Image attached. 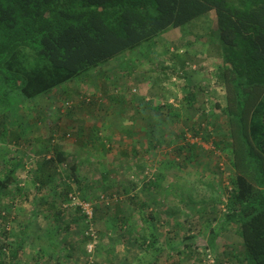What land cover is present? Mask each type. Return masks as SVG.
I'll return each mask as SVG.
<instances>
[{"label": "rangeland", "instance_id": "374dc122", "mask_svg": "<svg viewBox=\"0 0 264 264\" xmlns=\"http://www.w3.org/2000/svg\"><path fill=\"white\" fill-rule=\"evenodd\" d=\"M216 20V15L211 12L185 27L171 28L157 38L161 41L157 48L154 49L145 44L136 50L128 51L89 71L80 81L65 85L61 90H56L50 95L26 100L20 90L12 88L9 91V88H3L0 91V121L7 117L9 118L6 120L7 124L15 125L16 122L13 121V118L20 113V116H29L30 118L33 116L34 120L37 119L35 123L39 124V128L46 129L49 118V123L54 124L52 127L55 137L53 140L43 138L37 146L33 144V138H28L29 136L25 137L22 143L18 140L2 144L0 146L1 177L4 178L14 162L17 163L18 160V166L19 163L20 166H24L23 170L18 173V178L29 186L26 193L33 195L34 191L30 189V185L33 183L34 170L39 166V162L43 158L53 156L54 147L59 146L61 150L65 148L76 152L78 147L88 146L90 139L87 136L91 134L93 143L98 147H103L105 151L104 156H99V168L97 171H93L95 175L91 176L95 179H90L97 183H95L94 189H87V200H89L87 202L100 206L97 211V217L100 220L107 217L106 220H110L109 217L115 216L117 214L115 205L119 204L122 199L124 206L131 201L130 184H138L137 188L133 190L134 192L144 185L147 186L146 184L151 181L158 182L159 185L156 184L154 187L153 184L150 188L144 186L143 193L141 192L142 196L146 194L149 199L150 196L151 199L154 197L163 198L162 207L154 206V210L161 208L165 213L172 210L178 215L176 218H172L165 213H162L161 216L158 214L156 221L152 222L151 230L158 236L156 242L162 243L164 247L160 260L154 264H207L204 260L208 252L214 256L216 264H245L243 248L240 243L242 240L235 228H227L231 225H226L225 228H221L220 225L215 226L216 221L213 219V213L219 218V211L225 210L224 204H214V199L219 198L222 191L221 193L218 191L219 185L215 189H210L207 186L208 183L215 182L216 176L221 180V189L231 185L232 168L228 159L213 143L214 141L218 142L221 138L220 131L216 130L217 123L218 126L224 128L225 119L223 117L216 121L210 119L214 125L212 128H208L212 133V137L208 141L204 140L202 136L195 138L185 120L187 117H191L192 112L184 108L186 104L183 97L192 89L197 93L196 100L199 105L205 106L209 100V105L205 108H208V112L211 114H215L217 117L221 116L225 106L222 99L223 91L215 79L216 70L221 64ZM16 57V63L13 61L14 69H18L16 72L28 82L33 79L35 72H41L40 69H43L44 65L50 67L46 60H42L36 52L30 49L22 48ZM186 63H190V66L183 76L179 73L180 71L178 72V68H183ZM167 67L176 68V70L166 69ZM185 68L186 66L183 69ZM201 88H204L203 93L199 91ZM135 90L136 92H134ZM120 93L122 94L119 95ZM48 102H50L49 111L46 110ZM148 102H150L149 106H147ZM161 105L172 107L170 112L162 115L163 119L153 111V108ZM217 105L220 106V109ZM263 113L264 98L252 119L255 145L261 138ZM174 114H178L180 117L178 118ZM148 116L151 118L150 121L145 119ZM78 128L81 132L83 131L80 136L74 134ZM27 133L31 136L37 134L31 130ZM41 134L43 133L40 131L39 135ZM154 140L157 142H152ZM188 144L193 148H187L180 156V148ZM132 148H136L140 152L147 150L148 153L146 156L138 157L132 154ZM187 154H190L189 166L182 168L180 163L184 165L181 161L187 157ZM87 156L79 158H74V156L69 158L68 156L66 162L68 165L77 164L78 159L87 158ZM68 168L70 167L65 165L61 167L59 176L49 187L48 192H43L42 195L48 194L53 199L52 204L57 203L56 209L51 208L50 212L61 211L62 216L65 217L55 220H53L54 217L50 218L56 222L55 225H52L54 231L52 246H58L61 242L63 234L60 229L63 230L65 236L69 233L75 234V238L82 242L81 249H84L83 246H85V251L82 252L77 245L73 251V257H77V260L72 261V264H83L87 258L86 239L85 233L83 236L79 228L85 231V225H81L78 229L67 226L65 222L70 221L68 216H77L79 210L75 208L64 210L63 203H59L61 191L63 192L65 186L68 185V180H71L64 174ZM27 169H29L28 172H26ZM100 172L103 173L100 174ZM82 173L87 177L86 175H89L90 171L85 169ZM102 175L106 176V180ZM76 176L79 178L78 173ZM65 177L66 180H64ZM75 184L76 182L73 183L74 187ZM71 190L75 189L71 188ZM101 197L104 199L108 197L110 200L117 197L119 200L118 203L116 202L114 205L111 203L107 207V204L98 202ZM16 200V203H14L15 201L0 203V231L2 232L0 233V243L5 245V237L13 230L17 211L22 213L42 210L41 204L36 205L33 200L25 199L22 203L20 200ZM182 201L190 203V208L180 203ZM21 204L25 208L22 207V209ZM202 209L207 210L204 213L207 216L203 217L205 220L198 217L202 215L200 214ZM210 211L213 213L211 214ZM209 223L210 226H208ZM176 224H180V226L173 229ZM95 226L100 239L99 248L102 243L107 242L118 247L129 245L128 243L134 242L135 234L138 240L137 244L141 245L142 236L148 233L147 229L144 232L140 230L132 236L119 229H106L104 223L98 220L95 221ZM71 230L74 231L71 232ZM212 230L216 234H220L216 242V251H213L208 245L213 236ZM190 236L195 240L191 251L189 249L187 251L186 244H189L187 238ZM231 244L233 247L229 248L228 246ZM52 246L51 248H53ZM63 246L66 248L64 243ZM177 248L181 252L177 251ZM138 250L141 249L135 247L132 253H123L125 256L123 262L116 260V263L101 261L99 263L144 264L150 262L151 256H147L145 260L136 261V256L141 254V252L138 253ZM57 252L60 251L56 250ZM98 252L97 261L94 264H99L97 263ZM8 254L5 251L1 254L2 258L4 256L6 259ZM116 254L118 253L116 252Z\"/></svg>", "mask_w": 264, "mask_h": 264}, {"label": "trees", "instance_id": "16d2710c", "mask_svg": "<svg viewBox=\"0 0 264 264\" xmlns=\"http://www.w3.org/2000/svg\"><path fill=\"white\" fill-rule=\"evenodd\" d=\"M211 12L217 18V40L220 41L221 64L216 70L215 79L223 91L225 106L221 116L211 114L205 108L209 105V100L205 106L199 105L196 100L197 93L192 89L183 97L186 104L184 108L192 112L191 117L185 120L195 138L202 136L208 141L212 137L208 128L214 125L210 119H225L224 128L217 123L216 130L220 131L221 138L213 143L228 159L233 174L229 187L221 189V180L217 176L216 183H208L210 189L219 185L218 191H222V194L214 199V204L225 206L224 211H219V218L212 211L210 213L223 226L236 227L242 240L240 243L245 264H264V113L261 120V138L256 145L252 126L253 116L264 98V0H0V91L5 87L9 91L16 88L26 100L50 95L65 85L80 81L89 71L128 51L145 44L157 48L161 43L157 38L161 34L171 28L185 27ZM22 48L36 52L50 65H44L40 69L42 73L35 72L29 82L16 72L18 69H14L17 53ZM185 66L178 68L183 76L190 63ZM166 69L176 70L171 67ZM201 90L199 91L203 93L204 88ZM149 105L150 102L147 106ZM164 105L153 108L162 119L164 113L172 110V107ZM217 107L220 109V106ZM174 116L180 117L178 114ZM6 119L9 120L4 117L1 126L9 127ZM145 119L150 121L151 118L148 116ZM4 135L7 142L20 138L15 136V132L6 131ZM187 148L193 147L190 144L182 146L179 150L180 156ZM145 151L136 150L135 155L146 156ZM189 156L187 154L182 159V168L189 166ZM67 158L59 146L54 147V155L43 158L34 173L37 189L41 194L59 176L61 167H70L64 174L71 179L68 180V185H71H66L63 192L61 191L60 204L68 201L71 188L75 189L71 193L78 192L83 201L88 192V188L78 183L77 165H68ZM13 175L12 170L4 178L0 173L1 191L12 184ZM156 184L159 185L158 182L151 181L145 187H154ZM17 189L21 192L23 188L17 186ZM180 203L190 208V203ZM51 207L56 209L57 203ZM99 208L100 206L94 205V223L97 221ZM206 211H200L202 219L207 216L204 214ZM77 212L83 223L81 211ZM154 212L153 209L147 210L146 214L142 211V221L154 223L157 215ZM62 214L61 211L58 212V215ZM167 214L172 218L178 215L172 210ZM130 221L121 220L118 225L122 231L133 236L134 228ZM179 226L180 224H176L173 229ZM147 232L142 236V248L156 243L158 238L155 232L149 233L148 229ZM212 233L208 245L216 251L220 234H216L214 230ZM187 239L189 244H186V249L191 251L195 239L191 236ZM134 241H138L136 234ZM4 246V243H0V264H9L16 259V255L13 251L9 252L6 259L4 256L2 258ZM233 256L235 257L234 253ZM156 262L157 257L150 264Z\"/></svg>", "mask_w": 264, "mask_h": 264}, {"label": "crops", "instance_id": "0c3cea01", "mask_svg": "<svg viewBox=\"0 0 264 264\" xmlns=\"http://www.w3.org/2000/svg\"><path fill=\"white\" fill-rule=\"evenodd\" d=\"M49 103L50 102H48L47 104V108H46L47 111H49L48 109L50 106ZM35 120L37 119L35 118ZM35 120L33 116L31 118L29 116L27 117L20 116V113H19L17 114V117L13 118V121L16 122L15 125H9V127H6V126L3 127L0 125V146H2V144H6L7 142L5 141L6 135H4L6 131L9 133L15 132L16 134L15 136L17 138H19L20 136V138L17 140L15 139L14 142H17L19 140L22 143L24 142L25 137H28V136H29L28 138L30 139L33 138L32 142H34L33 144H35L36 146L39 144L40 140L43 138L45 140H50V139L53 140V138L55 137V134L53 132L52 126L54 124L49 123L50 122L49 118L47 119L48 123L46 124V129L39 128V124L35 123ZM5 128H7V130H5ZM30 130L31 132L33 131V132H36L37 134L34 136H31V134L27 133V132H30ZM40 131L43 134L39 135ZM74 134H76L77 136H80L83 134V131L81 132V130L78 128L76 132H74ZM87 137L88 139H90V141L88 142L89 144L88 146L83 145L80 148L78 147V150H76V152L74 151L72 152L71 150L62 148V152L67 157L69 156V158L73 156L74 158H79L81 156L83 157L85 155H88L87 158L78 159V161L76 162L77 163L76 172L79 174V178H78L79 184H82L83 187L85 188L94 189L95 183L97 182L91 181L92 179H95V177H91V176H94L95 174L93 173V171L95 170L97 171V169L99 168L100 166V164H98L99 159H100L99 156L101 157L104 156L105 151L103 147H98L97 145H95V143H93L92 141L93 138L91 137V134H88ZM136 150L138 149L132 148L133 155L135 154ZM147 153L148 151L146 150L144 154H147ZM17 163H18V160H17ZM17 163L14 162L13 166L10 168V170L14 172V175H13L14 181L6 190H3V191L0 190V203L1 204L2 203L5 204L7 202L11 203L16 199L20 200V203H22L25 199H28V200H33V203L36 205L41 204L42 210L41 209L33 210V211L22 212V213H18L21 211H17V219L15 221L13 230L10 232V234H7V237H5L6 245L2 248L4 253L5 251L7 253L14 251L16 255V259L12 260V262H10L9 264H29L31 261L33 262L30 264H37V263L38 264H70V263L72 264V261L77 260V257H75L76 259L73 257V251L76 249L77 245H78V249H80L82 252L85 251L84 250L85 246H83L84 249H81L82 242L79 239L75 238L76 235L73 233L71 234L69 233V235L67 234L68 237H66L67 235L65 236V234L62 232L63 231L62 229H60V232L61 234H63L62 235L63 237L61 239L60 244L58 246L57 245L52 246V244L54 243V238H53L54 236L52 235L54 231H53L52 225H55L56 223L53 220H55L56 218L64 219L65 217H63L62 215L61 217L60 215H58V213L50 212V209L52 208L51 205H52L53 199L49 197L48 194H45V195H42V193L39 194L40 191H38L37 182L35 181L36 174H35V177L32 178V182H33L32 185H30V189L31 190L33 189L34 191L33 195H28L26 193L27 192L26 190H28L27 188L29 187L27 184H24V186H22L24 190L22 189L21 192L17 191L18 190L17 186H20L21 184V181L19 180L20 178H18V173L21 170H23V167H24V166L23 167L20 166L21 165L20 163L18 166ZM38 167L39 166H37L36 169L34 170L35 172L38 169ZM137 168H139V166H137ZM85 169L87 171H90L89 175H86L87 177H85L84 174L82 173V171H85ZM102 173L103 172H100V174ZM106 174L108 175V173ZM102 176H103V179L106 180V176L105 175H102ZM66 179L67 178L65 177L64 180ZM53 183L47 186L48 189L49 187L52 186ZM137 185H138L137 183L130 184L129 189L131 190V192L129 195L131 197V201H129L126 206H124L123 204L124 202H120L119 204L115 205L117 206V214L116 215L113 214L115 216L109 217L110 220H106L108 219V217L106 219L103 218V220H100V218L96 216V220L102 221L106 229L112 228L113 230L115 229L121 230L120 226L118 225L119 222L121 220L129 219L131 220L130 223L132 224V228H134V234L140 230H145V229H148L149 232L150 231L152 232L151 229L153 228L152 226L153 223L152 222L144 223L142 221V211L144 212V214H146L147 210L151 208H153L154 210V206L160 207L162 205L163 198L159 199V198L154 197V199L153 198L151 199V196H150V199H149L148 197H146V194L142 196V193H143L142 190H144L142 188L145 185L139 189H136V191L133 192V190L137 188ZM138 190H141V191L137 192ZM11 191H14V192L11 193ZM87 196L88 195H86V199L84 200L86 202L89 201L87 200L88 199ZM22 207L25 208V206L21 204V208ZM154 213L157 215L160 214L161 216V214L165 213V211H162L161 208H157L155 209ZM12 214H14V212H12ZM165 214L167 215V211ZM23 215L25 216L22 217ZM198 217H201V216H198ZM50 218H53V220H50ZM68 219L70 221L69 222L66 221L65 223H67V226L69 225V227H73V228L77 227L78 229L79 227H81V225L84 226V224L82 223V218L78 214L75 217L68 216ZM202 220H205V219H202ZM217 221H219V219ZM217 221H216V225L214 224L216 227L217 225H220L221 228L227 227V226H223L221 222L217 223ZM206 224L207 222L205 223V225ZM208 226H210V223L208 224ZM210 228L212 229V226ZM227 228L233 229L232 226H228ZM79 229H80L79 231L82 232L83 234L84 229L82 228H79ZM73 231L74 230H71V232ZM235 231H237L236 227H235ZM0 233L2 232L0 231ZM63 243L64 245H66V248L63 246ZM83 243L85 245L84 239H83ZM128 244L129 245H121L120 247H118L117 245L110 243V242L102 243L100 250L98 252L99 257H98L97 263H99V261L103 263H116L117 262L116 260H118V262L120 261L123 262V260L125 259L124 258L125 256H123V253L130 254L134 251L135 247H138L141 249V250H138V253L141 252V254L140 255L138 254L139 256H136V261H141L142 259L145 260L147 256H151V259L149 261H151L153 258H156V257H157V260L159 261L161 251L164 249L162 243L160 244L159 242L150 244L143 248L141 247V245L137 244V242L135 241L128 243ZM51 246L53 248H51ZM228 247L232 248L233 246L231 244ZM54 248L55 249L57 248L56 250L60 252L56 253V250ZM116 252L118 254H116ZM156 252H160V253L157 254ZM110 259H112V262H110ZM101 262L99 264H101ZM144 264H150V262L144 263Z\"/></svg>", "mask_w": 264, "mask_h": 264}, {"label": "built area", "instance_id": "2783aa9c", "mask_svg": "<svg viewBox=\"0 0 264 264\" xmlns=\"http://www.w3.org/2000/svg\"><path fill=\"white\" fill-rule=\"evenodd\" d=\"M136 92V90L134 91ZM28 168V167H27ZM29 169H27L26 172H28ZM25 183L21 182L20 186H24ZM119 198L113 197L112 200H110L108 197L104 199V197L100 198V203H105L107 205H110L111 203L118 202ZM94 205L93 203L83 201L79 197L78 192H73L68 195V201L66 203H63L62 206H64V210L75 208L81 211V214L84 217V225H85V239H86V255L87 258L84 260L83 264H94L97 261V252L100 245V239L98 232L96 230V226L94 223ZM100 249V248H99ZM207 264H216V260L214 256L208 252L206 259L204 260Z\"/></svg>", "mask_w": 264, "mask_h": 264}]
</instances>
